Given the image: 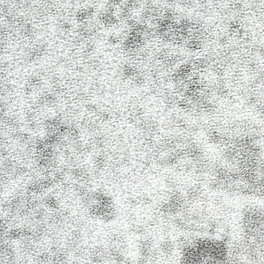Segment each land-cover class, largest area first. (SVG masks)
I'll return each instance as SVG.
<instances>
[{"label": "snow or ice", "instance_id": "1", "mask_svg": "<svg viewBox=\"0 0 264 264\" xmlns=\"http://www.w3.org/2000/svg\"><path fill=\"white\" fill-rule=\"evenodd\" d=\"M0 264H264V0H0Z\"/></svg>", "mask_w": 264, "mask_h": 264}]
</instances>
